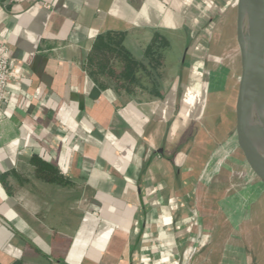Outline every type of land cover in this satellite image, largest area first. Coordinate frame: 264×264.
I'll list each match as a JSON object with an SVG mask.
<instances>
[{
    "label": "crops",
    "instance_id": "obj_1",
    "mask_svg": "<svg viewBox=\"0 0 264 264\" xmlns=\"http://www.w3.org/2000/svg\"><path fill=\"white\" fill-rule=\"evenodd\" d=\"M197 7L1 1L0 39L15 79L0 112V264H233L236 194L230 154L215 157L228 121L211 101L222 90L214 71L202 74L190 112L183 59L164 79L173 103L118 97L82 64L98 34L124 32L138 50L156 30L183 28ZM32 161L48 163L64 184L38 177ZM244 188L241 201L246 191L251 200L248 181Z\"/></svg>",
    "mask_w": 264,
    "mask_h": 264
},
{
    "label": "trees",
    "instance_id": "obj_2",
    "mask_svg": "<svg viewBox=\"0 0 264 264\" xmlns=\"http://www.w3.org/2000/svg\"><path fill=\"white\" fill-rule=\"evenodd\" d=\"M186 2L188 6L195 3L207 12L213 7L211 0ZM210 26L211 20L205 15L192 12L187 15L183 28L173 32L156 30L148 43L138 50L126 44V33L107 31L95 37L82 64L96 85L112 90L118 97H167L173 103V94L163 93L165 65L168 59L176 61L177 68L184 62L188 65L189 75L183 97L191 105L190 112H194V105L199 98L197 91L201 88V77L205 72L204 64L213 58L210 55L204 57ZM32 162L37 167L38 177L47 182L64 184L61 175L53 172L48 163Z\"/></svg>",
    "mask_w": 264,
    "mask_h": 264
},
{
    "label": "rangeland",
    "instance_id": "obj_3",
    "mask_svg": "<svg viewBox=\"0 0 264 264\" xmlns=\"http://www.w3.org/2000/svg\"><path fill=\"white\" fill-rule=\"evenodd\" d=\"M207 1L210 2V0ZM211 1L213 2H211L213 7L210 12L202 10L198 5L194 10L211 20V30L207 37V50L204 57L210 55L213 58L204 64L205 76H207L209 70L212 69L214 71V81L218 84L220 83L219 87L222 90L211 101L217 107L216 112L220 121L221 119H227L228 121V129L222 132L224 140L222 138L223 141L217 148L219 149L236 134L234 130L235 116L233 114V106L239 79V56L235 39V6L232 5L230 0ZM176 71V61L168 60L164 69V79L170 80ZM236 148L237 144L230 155L228 154L230 159L228 166L232 170L231 180L235 184L234 192L236 194V197L231 198L232 202H234L232 204L233 208H228V211L230 210L228 217L232 224V233L229 238L233 242L231 260L233 264H264V217L255 210L247 191L241 201L245 190L244 186L246 187L249 176L246 174V177H244L242 172V167L244 169V166L237 159H240V157ZM227 150L229 152L230 148L224 147L217 158H223L228 153ZM261 191L264 196V184ZM227 232L228 229L226 228L225 233ZM216 256L218 259L221 258V251H217Z\"/></svg>",
    "mask_w": 264,
    "mask_h": 264
},
{
    "label": "water",
    "instance_id": "obj_4",
    "mask_svg": "<svg viewBox=\"0 0 264 264\" xmlns=\"http://www.w3.org/2000/svg\"><path fill=\"white\" fill-rule=\"evenodd\" d=\"M239 79L235 98L237 153L255 210L264 217V0H236Z\"/></svg>",
    "mask_w": 264,
    "mask_h": 264
},
{
    "label": "built area",
    "instance_id": "obj_5",
    "mask_svg": "<svg viewBox=\"0 0 264 264\" xmlns=\"http://www.w3.org/2000/svg\"><path fill=\"white\" fill-rule=\"evenodd\" d=\"M10 62L9 46L4 39H0V112L10 102L9 84L15 79L10 71Z\"/></svg>",
    "mask_w": 264,
    "mask_h": 264
},
{
    "label": "bare ground",
    "instance_id": "obj_6",
    "mask_svg": "<svg viewBox=\"0 0 264 264\" xmlns=\"http://www.w3.org/2000/svg\"><path fill=\"white\" fill-rule=\"evenodd\" d=\"M237 144V136H236V134H234V136L230 139V140H228L226 143H225V145L215 154V157H217V156H219L218 154L220 153V151L224 148V147H226L227 146V149H228V147L230 148V150H229V152H228V150H227V152L228 153H226L225 154V156L226 155H228V154H230L231 153V151H232V149L234 148V146ZM224 156V157H225ZM209 169V168H208ZM212 172V171H211ZM215 172V171H214ZM205 179V178H204ZM200 229V228H199ZM192 248V247H191Z\"/></svg>",
    "mask_w": 264,
    "mask_h": 264
}]
</instances>
